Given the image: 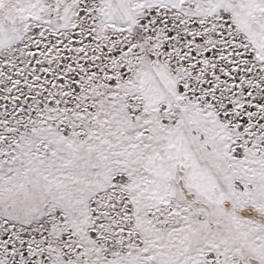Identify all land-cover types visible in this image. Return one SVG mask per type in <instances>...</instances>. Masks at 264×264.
Returning a JSON list of instances; mask_svg holds the SVG:
<instances>
[{"label":"snow or ice","instance_id":"6c2138e0","mask_svg":"<svg viewBox=\"0 0 264 264\" xmlns=\"http://www.w3.org/2000/svg\"><path fill=\"white\" fill-rule=\"evenodd\" d=\"M0 264H264V0H0Z\"/></svg>","mask_w":264,"mask_h":264}]
</instances>
